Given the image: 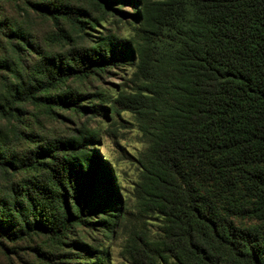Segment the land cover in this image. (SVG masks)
Masks as SVG:
<instances>
[{
	"label": "trees",
	"instance_id": "obj_1",
	"mask_svg": "<svg viewBox=\"0 0 264 264\" xmlns=\"http://www.w3.org/2000/svg\"><path fill=\"white\" fill-rule=\"evenodd\" d=\"M82 1L0 0V45L14 54L0 56V252L35 237L62 248L80 229L67 262L27 249L109 264L122 239L129 264H264V0ZM10 3L50 21L53 49L2 15ZM115 70L119 86H100ZM26 103L63 131L20 133L10 120ZM122 112L144 146L128 193L88 125ZM19 136L32 147L8 152Z\"/></svg>",
	"mask_w": 264,
	"mask_h": 264
},
{
	"label": "rangeland",
	"instance_id": "obj_2",
	"mask_svg": "<svg viewBox=\"0 0 264 264\" xmlns=\"http://www.w3.org/2000/svg\"><path fill=\"white\" fill-rule=\"evenodd\" d=\"M52 2H67L76 6H81L83 3L82 0H52ZM23 8L28 7H24L22 3H18V5L11 3L5 4L3 6L2 15L9 18L11 21H16L19 26L28 30L31 42L34 45L47 51L53 49L54 45L50 44L49 39V35L53 31L50 21L39 16L34 10L30 9L24 12L21 10ZM0 43H4L1 36ZM3 46V44L0 45L1 57L7 58L14 55L7 46H5L6 50L3 49ZM124 76V71L115 70L113 73L102 78L100 86L103 88H116L122 82ZM68 85L72 88H81V84L77 82H69ZM85 86H88V84H85L81 89L86 88ZM20 111L18 121L10 120V122L23 135L42 137L54 133H60L64 129L62 120L60 118L56 120L54 117L46 115L43 112L42 107L26 103L20 106ZM59 114H62L63 118L72 120L68 124L69 126H75L77 124V120L72 118L70 114L62 112ZM131 123H133L132 116L125 112H122L119 117H115L113 120L108 119L101 114L99 117L88 121L89 126L99 130V139L97 141L99 146L97 151L102 157L107 155V158L113 162L118 172L121 186L124 189L123 192L125 193H128L131 190V187L136 180L137 171L134 160L138 152L144 147L136 129L133 128ZM7 126L8 125L5 121L0 122V128H6ZM25 137L22 138L19 136L16 139H8L6 145L7 151L20 154L27 149H30L33 143L30 139ZM24 178H26L25 174H18L16 175L14 182ZM80 232V229L73 230L72 236L64 241L65 245L62 246V248H57L46 238L35 237L29 245L22 247L18 250V254L13 255L10 259H6L0 252V264H49L47 261L40 260L36 254L31 252L30 249H27L28 247L39 250V252L44 253L47 258L54 259L56 263L67 262L69 261V256L75 257L76 254L71 247L67 246V244H70L72 240L83 239V234L80 235ZM121 245L122 239L116 241L111 248V259L109 264H129L120 256L119 248Z\"/></svg>",
	"mask_w": 264,
	"mask_h": 264
}]
</instances>
